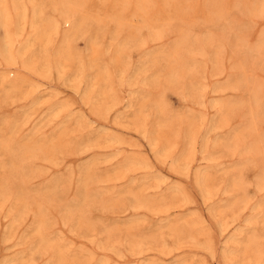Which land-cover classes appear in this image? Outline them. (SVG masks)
<instances>
[{"label":"rangeland","instance_id":"rangeland-1","mask_svg":"<svg viewBox=\"0 0 264 264\" xmlns=\"http://www.w3.org/2000/svg\"><path fill=\"white\" fill-rule=\"evenodd\" d=\"M0 264H264V0H0Z\"/></svg>","mask_w":264,"mask_h":264},{"label":"bare ground","instance_id":"bare-ground-1","mask_svg":"<svg viewBox=\"0 0 264 264\" xmlns=\"http://www.w3.org/2000/svg\"><path fill=\"white\" fill-rule=\"evenodd\" d=\"M7 18V17H6ZM65 18H66V23H68V26L70 27V29H69V31H73V30H75L76 28H77V20H76V18L74 17V15L73 14H69V13H67L66 15H65ZM6 29V28H5ZM13 35V34H12ZM66 35H68V33H66ZM37 38H39V37H37ZM34 39L35 38H33V41H34ZM33 43V42H32ZM34 44V43H33ZM11 45V44H10ZM30 45H32V44H30ZM38 45V44H37ZM34 46V45H33ZM8 47H10V46H8ZM30 47V46H29ZM35 47V46H34ZM9 52V51H8ZM9 54H10V52H9ZM174 54V53H173ZM11 56V55H10ZM10 72V71H9ZM6 78H4L3 79V81L5 80ZM249 79V78H248ZM8 81V80H7ZM244 81V80H243ZM5 82V81H4ZM7 84V83H6ZM13 84H16V82L14 83L13 82ZM8 85V84H7ZM12 87V86H11ZM6 88H8V87H6ZM15 89V88H14ZM10 91V90H9ZM4 98V97H3ZM28 116H26V118H27ZM23 122V121H22ZM10 123V122H9ZM14 126V125H13ZM13 145V144H12ZM29 147V146H28ZM12 151V150H11ZM4 153V152H3ZM14 153V152H13ZM5 155H7V153L5 154ZM19 166V165H18ZM16 176H18V175H16ZM8 180V179H7ZM2 185V184H1ZM8 185V184H7ZM6 188V187H5ZM21 189V188H20ZM26 196V195H25ZM45 196V195H44ZM54 196V195H53ZM46 197V196H45ZM62 198V197H61ZM38 225V224H37ZM40 225V224H39ZM41 226V225H40ZM42 228V227H41ZM14 229V228H13ZM40 232H41V229H40ZM32 233V232H31ZM44 234H46V233H44ZM39 236V235H38ZM42 237V236H41ZM46 243V242H45ZM39 244V243H38ZM262 245V244H261ZM40 246V245H39ZM41 246H42V244H41Z\"/></svg>","mask_w":264,"mask_h":264}]
</instances>
